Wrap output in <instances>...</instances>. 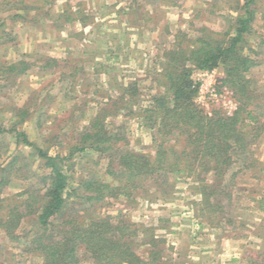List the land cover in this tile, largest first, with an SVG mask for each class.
I'll return each instance as SVG.
<instances>
[{
    "label": "trees",
    "instance_id": "16d2710c",
    "mask_svg": "<svg viewBox=\"0 0 264 264\" xmlns=\"http://www.w3.org/2000/svg\"><path fill=\"white\" fill-rule=\"evenodd\" d=\"M34 1L36 6L26 0H5L2 4L5 11L20 6L23 11L32 7L41 10L54 6L56 0ZM146 1L149 5L159 0ZM216 2L220 3L210 6L211 15L218 9L217 4L227 12L217 15L224 21L219 29L206 23L196 26L192 21L173 27L164 23L162 16L145 10L138 14L146 3L137 0L124 8L133 32L149 33L148 27L153 25L151 32L163 28L169 36L155 73L156 92L142 106L137 105L142 93L140 84L123 79L118 92L107 94L98 112L86 121H78L73 106L59 112L71 114L73 122L58 131L47 128L49 133L41 136L40 142L32 140L25 129V123L33 118L31 108H20L9 126H3L0 120L1 238L20 245L23 253L32 255L34 264H81L84 256L92 264H163L160 248L166 241L156 235L153 226L134 222L128 214L113 217L97 213V206L114 202L132 206L143 198L156 202L159 193L168 200L176 182H189L193 183V195L199 197L193 201L197 217L205 218L214 228L233 224L227 217V207L232 206L234 192L249 191L252 210L263 217V226L255 236L262 243L255 247L258 249L249 246L240 263L264 264V163L256 159L253 148L264 132V87L253 75L264 61V38L255 36V25L264 18L259 16V0ZM74 10L69 7L61 16H67L71 23L86 18L81 10ZM140 18L145 25L139 23ZM199 18L200 14L196 20ZM108 49L113 58L116 51ZM49 62L57 63L55 59ZM29 66L26 62L6 63L0 71L6 76L24 75ZM219 68L224 71L218 79L220 87L232 90L238 103L232 115L219 109L208 115L195 103L198 84L194 74ZM77 72H73V79ZM123 116H130L139 127L155 133L153 154L130 148L124 132L113 128L111 121ZM8 139L16 148L31 149L30 164L44 172L39 185L32 184L11 196L5 194L10 186L5 173H12L15 155L4 158L1 147V142ZM52 147L60 152L52 154ZM95 155L105 161L103 168L77 178L73 172L76 162ZM245 175L262 182L261 189L240 190L239 177ZM79 205L86 209H76ZM70 207V216L58 224ZM52 229H57V235ZM0 264L8 263L0 256Z\"/></svg>",
    "mask_w": 264,
    "mask_h": 264
},
{
    "label": "rangeland",
    "instance_id": "374dc122",
    "mask_svg": "<svg viewBox=\"0 0 264 264\" xmlns=\"http://www.w3.org/2000/svg\"><path fill=\"white\" fill-rule=\"evenodd\" d=\"M4 1L0 0V69L6 63L19 62L22 65L26 62L30 66L24 75L6 76L0 71V120L3 126L15 122V115L20 108L29 107L33 118L25 123V129L32 140L40 142L41 136L44 138L49 130L69 128L70 122H73L71 114L66 112L61 115L59 112L73 106L78 121H86L98 112L99 103L107 100V94L118 92L123 79L140 84L142 93L137 105L145 104L150 94L156 92L155 73L162 61L163 43L169 36L163 28L151 32L153 25H149V33L142 30L133 32L134 29L128 27L124 8L135 4L134 0H56L54 6L42 7L43 4H40L41 10L32 7L26 11L21 9L22 6L5 11ZM137 1L146 3L142 11L137 10L138 14L145 10L162 16L164 23L168 22L173 27L192 21L196 26L206 23L219 29L224 21L218 16L227 13L222 12L223 6L217 4L214 15L210 14V6L220 3L217 0H170L173 3H160L159 0L149 5L146 0ZM26 2L36 6L34 0ZM259 4L262 9L259 16L264 18V0H259ZM69 7L81 10L87 15L86 18L80 20L79 15V20L71 23L72 20L67 16H61L63 10ZM198 14L201 18L196 20ZM143 21L139 19L142 26L146 24ZM255 31L259 40L264 38V20H258ZM260 46L258 48L263 47ZM108 48L116 51L113 58ZM52 59L57 63H47ZM74 71H78L75 79L71 77ZM223 75V69L219 68L215 73L196 72L193 76L198 84L195 103L208 115L217 109L228 115L237 110L238 103L233 91L220 87L218 79ZM253 75L264 87V61L253 71ZM207 90L214 91L216 98L201 103V92ZM110 124L115 130L118 128L124 132L130 148L154 153L155 133L139 127L130 116H123ZM9 142V139L1 142V147L4 158L15 155L12 158L15 165L10 168L13 169L12 173H5L10 180L5 194L11 196L32 184L39 185L44 172L30 164L33 157L31 149L16 148ZM55 148L52 147V154L60 152ZM253 148L256 159L264 163V132ZM104 165L105 161L98 155L87 156L76 162L73 172L78 178L98 171ZM191 184L176 182L174 194L168 200L159 193L156 202L143 198L133 207L118 202L107 203L101 208L97 206L96 212L113 217L128 214L134 222L153 226L156 235L166 241L160 248L163 264H241V258L251 249L249 246L253 244L252 248L258 249L262 243L255 236L258 228L263 226V217L257 210H252L254 205L249 191L234 192L232 206L227 207V217L233 220V224L214 228L206 223L205 218L197 217L198 211L193 201H198L199 197L193 195ZM239 184L240 190L249 188L257 191L261 189L262 182L257 183L245 175L239 177ZM78 208L82 211L86 209L81 205L76 206ZM72 209L70 207L57 223L68 218ZM261 231L264 232V229ZM51 232L57 235L58 231L52 229ZM0 247V256L8 264L35 262L32 255L23 253L20 245L1 237ZM81 264L92 263L84 256Z\"/></svg>",
    "mask_w": 264,
    "mask_h": 264
},
{
    "label": "built area",
    "instance_id": "2783aa9c",
    "mask_svg": "<svg viewBox=\"0 0 264 264\" xmlns=\"http://www.w3.org/2000/svg\"><path fill=\"white\" fill-rule=\"evenodd\" d=\"M211 73H215V70L212 71ZM216 98V93L211 90H207V92H201V95L199 97V101L201 103H206L208 100H214Z\"/></svg>",
    "mask_w": 264,
    "mask_h": 264
}]
</instances>
